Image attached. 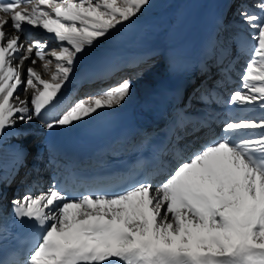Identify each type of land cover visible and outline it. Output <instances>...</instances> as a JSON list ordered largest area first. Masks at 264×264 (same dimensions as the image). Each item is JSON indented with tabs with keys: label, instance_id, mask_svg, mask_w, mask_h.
Masks as SVG:
<instances>
[{
	"label": "snow or ice",
	"instance_id": "snow-or-ice-1",
	"mask_svg": "<svg viewBox=\"0 0 264 264\" xmlns=\"http://www.w3.org/2000/svg\"><path fill=\"white\" fill-rule=\"evenodd\" d=\"M149 3L0 0V136L39 119L70 81L77 60ZM237 15L251 42L250 59L241 86L225 103L264 110V0L241 5ZM26 26L52 34L55 43L22 39ZM230 70L221 67L222 79ZM111 74V66L81 73V84L100 86L66 98L42 126L74 127L121 105L131 84H108ZM21 90L30 101L20 98ZM217 128L215 139L178 158L155 186L129 176L128 186L114 193L69 197L55 181L46 190L27 189L11 204L13 215L37 230L36 243L16 264H264V118L233 117ZM54 152L50 146L49 165L57 163Z\"/></svg>",
	"mask_w": 264,
	"mask_h": 264
},
{
	"label": "bare ground",
	"instance_id": "bare-ground-1",
	"mask_svg": "<svg viewBox=\"0 0 264 264\" xmlns=\"http://www.w3.org/2000/svg\"><path fill=\"white\" fill-rule=\"evenodd\" d=\"M254 2L255 0H150L149 5L130 22L110 30L105 37L98 39L94 46L88 49L87 54L77 60L70 81L39 119H33L27 124L17 123L14 129H6L3 136H0V189L3 191L4 201L11 204L14 198L21 196L31 187L30 184L38 185L34 191L46 190L53 181L57 182L61 177L63 166H57V163L49 165L48 162L49 134L54 129L70 132L83 123H78L74 127L57 126L52 130H46L41 121L51 120L58 114L66 106V98H78L100 86L81 85L79 79L81 73L94 70L98 64L109 58L118 63L132 53L145 57L152 56L146 61V65L156 56L151 70L144 71L142 65L125 76L116 78L118 81L122 79L130 81V95L121 104L128 105L148 92L167 72L174 32L180 31L183 36L181 44L184 46L188 43H201L207 35L204 29L208 20L215 22L214 47L208 51L205 59L201 58L204 51L199 52L196 59L193 58L189 65L193 73L189 76L186 87L178 90L179 99L175 111L179 114L186 133L176 129L167 145L164 160L159 167V175L153 186L165 179V173L178 158L189 156L206 142L215 139L218 121L233 117L255 120L264 118V110L258 105L249 106L251 111L247 113H231V108L240 106L225 103L230 91L229 85L234 87L238 84L237 88L241 86L240 76L250 59V53L246 49L250 48L251 42L247 39L248 32L241 24L237 9L241 5L251 8ZM33 38L48 40L50 44L55 43L52 34L46 33L43 29L26 26L22 39ZM185 58L186 55L182 53L178 56L180 61H185ZM29 63L30 61L25 62V69ZM229 65L231 68L229 78L222 79L220 69ZM34 67L40 70L39 63ZM43 78L48 79V74H43ZM112 82L113 80L108 84ZM208 92L211 96L202 99V93ZM19 96L21 99L27 96L30 101V93L21 90ZM119 106L103 111L114 110ZM196 116H200L204 122L194 119ZM55 157L58 162V157L56 155Z\"/></svg>",
	"mask_w": 264,
	"mask_h": 264
},
{
	"label": "rangeland",
	"instance_id": "rangeland-1",
	"mask_svg": "<svg viewBox=\"0 0 264 264\" xmlns=\"http://www.w3.org/2000/svg\"><path fill=\"white\" fill-rule=\"evenodd\" d=\"M232 7V6H231ZM157 59V57H155L154 59H153V61L152 62H150L149 64H146V65H144V66H142V69L144 70V71H146V70H151V67H153L154 66V62H155V60ZM235 78H236V76H235ZM117 81V80H116ZM236 85H238V84H235V86L234 87H232L231 85H229V87H230V91H232V90H235L236 88H237V86ZM232 87V88H231ZM229 91V92H230ZM228 92V93H229ZM222 95L224 96V94L222 93ZM194 102L196 103V101H195V98H194ZM214 107V106H213ZM29 148V147H28Z\"/></svg>",
	"mask_w": 264,
	"mask_h": 264
}]
</instances>
